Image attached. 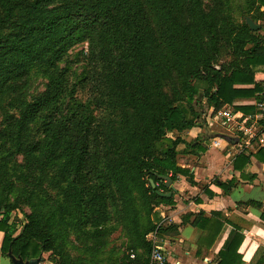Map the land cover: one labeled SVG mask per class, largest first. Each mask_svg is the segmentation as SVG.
<instances>
[{
  "label": "trees",
  "instance_id": "obj_1",
  "mask_svg": "<svg viewBox=\"0 0 264 264\" xmlns=\"http://www.w3.org/2000/svg\"><path fill=\"white\" fill-rule=\"evenodd\" d=\"M247 1L256 10L251 19L264 18V0ZM218 5L219 0H0V97L7 89H20L25 67L49 57L43 94L21 101L18 115L4 114L0 123L1 194L7 199L19 189L30 205L36 197L47 216L27 215L17 233L10 212L0 211L4 255L11 251L30 260L52 253L55 237L43 233V220L50 225L68 217L95 238L122 222L138 246L131 264L149 263L150 231L177 232L175 225L158 227V213L145 229L132 204V187L147 184L156 207L174 204L173 197L157 193L169 192L160 177L176 182L179 174H189L177 163V148L182 143L193 147L198 140L187 143L166 133L200 126L201 139H207L206 111L199 113L193 103L201 108L205 97L208 109L218 111L239 99H259L264 85L260 29L252 31L246 22L239 28L223 25ZM6 30L13 32L3 35ZM84 41L90 65L84 81L99 110L96 118L67 111V102H77L78 85H70L67 72L58 67L68 50ZM223 55L232 61L222 62ZM197 81L205 83L203 91ZM243 110L256 112L254 106ZM252 156L264 163V150L243 152L235 169L240 162L251 163ZM59 158V189L52 198L42 185L46 165ZM193 217L201 241L220 233L222 224L213 218L186 216L189 221ZM242 240L237 229L232 231L218 264H240Z\"/></svg>",
  "mask_w": 264,
  "mask_h": 264
},
{
  "label": "crops",
  "instance_id": "obj_2",
  "mask_svg": "<svg viewBox=\"0 0 264 264\" xmlns=\"http://www.w3.org/2000/svg\"><path fill=\"white\" fill-rule=\"evenodd\" d=\"M253 104V98H246L226 107L244 115H253L255 113L243 110L253 107ZM236 106L243 108L236 109ZM210 132L212 136L207 139H201L204 129L200 126L183 133L182 138L187 143L198 140L193 147L183 143L184 149L177 148V163L189 174H179L177 181L173 182L171 197L174 204H161L156 208L162 216L159 226L177 227L175 233L158 234L159 243L162 249L165 248V264H218L219 252L236 229L243 236L238 250L242 255L240 264H264V222L261 219L264 212V163L252 156L251 163L244 165L240 162L235 169L234 163L243 153L240 145L222 141L217 147L214 135L220 133ZM190 213H201L221 223L220 233L201 241L202 230L191 224L194 217L191 221L186 218ZM214 213L220 215L215 216ZM3 241L4 232L0 231V264H13L9 255H4L1 250ZM40 264L52 263L42 259Z\"/></svg>",
  "mask_w": 264,
  "mask_h": 264
},
{
  "label": "rangeland",
  "instance_id": "obj_3",
  "mask_svg": "<svg viewBox=\"0 0 264 264\" xmlns=\"http://www.w3.org/2000/svg\"><path fill=\"white\" fill-rule=\"evenodd\" d=\"M218 10L224 19L223 25H230L235 28L242 26L243 23L246 22V18L250 17L252 13L256 14L255 7L251 9L247 0H219ZM262 10L264 11V9ZM255 23L260 25L258 35L264 37V18H260L258 22ZM12 32L13 30H6L3 35H8ZM87 52V42L84 41L75 44L58 63V67L67 72L66 78L70 85H78L75 93L77 102H67L65 107L70 109L67 111H78L83 115L96 118L99 114V110L93 102L90 84L88 85L86 81H84L90 70V65L85 58ZM223 57L224 58L221 60L222 62L232 61L231 57L225 55H223ZM48 58L49 57L42 63L35 62L25 67L24 70L27 75L20 80V89L18 88V91L15 89H7L0 97V123L4 114L18 115L21 101L29 102L43 94L48 82V77L45 73V69L49 63ZM196 83L199 84L202 91L205 89V83L199 81ZM201 104L203 107L200 108V105L193 103L195 109L199 113L208 110L205 97L201 98ZM209 125L210 124H207L209 130L212 132L228 134L226 128L221 124ZM183 133L184 132L169 131L166 133V136L171 139H183ZM214 136L218 138L217 135ZM178 147L184 149V144L182 143ZM20 160L22 163L25 162L23 158H20ZM62 161L63 158H59L46 165V178L42 188H44V194H49L52 198L57 196L59 189V164ZM19 186L21 185L19 184ZM147 186L148 185L144 183L142 186L140 184H135L132 189L130 187L132 204L136 211L139 212L144 226L146 227L145 229L151 227L150 221L154 219V213H158L160 217L156 225L159 226L162 221V216L156 209L158 207H156V205H158L157 201L149 198L148 195L150 193L147 191ZM40 193H42V190ZM20 194L19 189H14L8 194L6 199L5 195L1 194L0 190V204L7 205V208H1L0 211L6 210L10 212V222L16 223L18 228L17 233L27 222V215L35 213L41 218L47 216V212L40 209L38 198H32L31 203L34 206L33 210V206L25 203ZM68 221L69 219L67 217L59 219L56 223L49 225L43 220V233L51 234L55 237V249L52 253H42L40 256L43 258V261L51 257L53 262L49 261L52 264H131V261L137 257L135 249L138 246L136 245L137 243L131 239L132 231L126 228L122 222L116 223L113 227L106 229L101 237L95 238L84 235L74 224ZM154 231L155 230L150 231V233ZM170 231L174 233L173 230ZM149 234H147L146 239L151 242L150 238H148ZM158 242H160V239H158ZM162 251L165 254V248H163ZM142 257L145 259L144 255ZM148 261L149 263L147 264H150V257Z\"/></svg>",
  "mask_w": 264,
  "mask_h": 264
},
{
  "label": "built area",
  "instance_id": "obj_4",
  "mask_svg": "<svg viewBox=\"0 0 264 264\" xmlns=\"http://www.w3.org/2000/svg\"><path fill=\"white\" fill-rule=\"evenodd\" d=\"M256 112L253 115H244L239 111H234L230 107H224L218 111L212 108L210 112H205L203 118L206 123L211 125L221 124L226 128L229 135L239 139L241 152H256L264 150V85L260 98L254 100ZM221 138L214 141L215 146H221ZM225 143L229 144L227 141ZM159 227V226H158ZM158 229L150 233L152 250L150 255V264H165L166 256L158 242Z\"/></svg>",
  "mask_w": 264,
  "mask_h": 264
},
{
  "label": "water",
  "instance_id": "obj_5",
  "mask_svg": "<svg viewBox=\"0 0 264 264\" xmlns=\"http://www.w3.org/2000/svg\"><path fill=\"white\" fill-rule=\"evenodd\" d=\"M246 24L249 26V28L252 31H257L260 29V25L256 24L250 17L246 18ZM217 137L227 141L228 143L231 144H237L239 142V139L237 137L228 135V134H217ZM164 182H165V187L170 189L171 192L168 193H163L162 191H157V193L161 196L164 197H171L172 196V191H174V186L172 179L169 176H161L160 177ZM151 184L153 187H155V183L153 180H150ZM9 257L12 260L13 264H40L42 261V257H38V258H34V259H30V260H23L21 257H15L11 251H9Z\"/></svg>",
  "mask_w": 264,
  "mask_h": 264
}]
</instances>
